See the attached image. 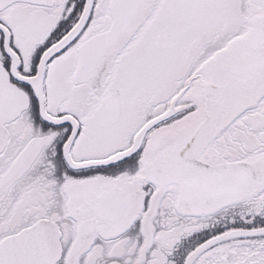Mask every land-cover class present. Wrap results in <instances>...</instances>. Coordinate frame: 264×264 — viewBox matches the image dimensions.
<instances>
[{"label":"snow or ice","instance_id":"obj_1","mask_svg":"<svg viewBox=\"0 0 264 264\" xmlns=\"http://www.w3.org/2000/svg\"><path fill=\"white\" fill-rule=\"evenodd\" d=\"M0 264H264V0H0Z\"/></svg>","mask_w":264,"mask_h":264}]
</instances>
